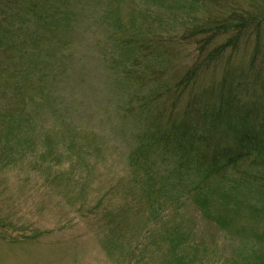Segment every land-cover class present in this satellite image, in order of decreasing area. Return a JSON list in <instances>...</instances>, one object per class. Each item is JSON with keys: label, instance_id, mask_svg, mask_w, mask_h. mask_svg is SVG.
<instances>
[{"label": "rangeland", "instance_id": "1", "mask_svg": "<svg viewBox=\"0 0 264 264\" xmlns=\"http://www.w3.org/2000/svg\"><path fill=\"white\" fill-rule=\"evenodd\" d=\"M252 3L264 7V0H0V264H245L234 263L238 239L206 221L197 192L185 195L179 188L196 181L193 162H182L172 150L161 153L163 158L152 151L145 165L154 163L150 170L163 178L158 196L152 190L159 186L133 158L142 130L138 112L157 116L162 111L171 118L165 125L184 127L189 137L203 132L200 114L184 116L183 109L195 95L198 105L220 93L209 97L206 89L218 85L226 60L232 59L235 69L225 83L230 78L229 91L239 96L228 101V93L220 95L223 106L234 108L230 120L235 122L242 109L260 107L264 22L258 36L252 22L237 35L216 24ZM60 24L73 29L69 37L91 30L94 49L87 41L75 63L59 56L70 43ZM108 37L115 48L104 57L109 43L101 41ZM233 37L239 39L236 46L208 60ZM124 41L143 47L137 51ZM116 50L131 63L122 84L127 96L112 81L109 63ZM184 72L194 85L175 99L172 81ZM165 85L173 91L168 100L150 104L145 99ZM26 119L28 124L22 123ZM217 127L213 121L210 134ZM230 127L222 124L217 131L227 133ZM215 133H202L195 150L218 162L221 155L214 151L221 136ZM171 144L186 149L178 135ZM166 187L178 188L166 194ZM233 218L248 234L262 229L246 208ZM170 227L197 247L182 245V235L172 237Z\"/></svg>", "mask_w": 264, "mask_h": 264}, {"label": "trees", "instance_id": "2", "mask_svg": "<svg viewBox=\"0 0 264 264\" xmlns=\"http://www.w3.org/2000/svg\"><path fill=\"white\" fill-rule=\"evenodd\" d=\"M238 11L242 12L239 14L237 12V15H231V20L229 17L218 19L216 21V24L219 25L217 28H228L229 30L224 31L225 34L229 31H232L234 35H237L245 27L247 22H252L257 26L255 33L258 36L259 31H261L263 28L262 25L260 26V23L264 22V7L254 6L252 3V5H247L245 8H243V10L238 9ZM233 13H236V11H233ZM215 31L219 32L218 29ZM238 40L239 39L237 37L229 38L225 44L213 49L208 60L211 61L213 57L215 59L217 56L222 58L220 55L225 52L224 48L226 46H236L237 43L235 41ZM134 46L136 47L137 51H140L143 47V44L142 42H137V44H134ZM256 50L258 49L256 48ZM143 51L149 53L150 49L149 47H144ZM262 57L264 59V56ZM230 60L232 61V59ZM137 61L140 62L141 59H138ZM231 61L228 63L226 60V67L222 73V76L217 81L218 85L213 86V88L206 89L209 97L213 92L218 90L220 93L213 95L212 98H208L207 102H205L204 99L200 100L198 105L195 104V102H199V100L195 99V95V97L190 99L183 109L184 116L189 115L194 118L198 117L200 114V122L202 126H204L202 133L204 134H210V128L211 124H213V121L218 126L217 130L222 129V124L224 127L227 125L228 127L231 126V129L227 133H218V131L215 130V132L221 136V139H219L221 145H219L217 147L218 149L216 148L214 151L215 154L217 153L216 155H221L219 158L220 160L217 162V164H210V161H208L206 156L203 157L201 155H197L200 154V151H197V154L186 156L182 162H193L194 168L191 172L197 173L198 177L193 185H185L182 183L180 184L182 187L179 188L182 189V193L185 192V195L193 191L197 192V202L202 204L205 208L206 221L215 226L218 230L227 232V234L224 235H233V237L238 239L240 245L236 250L237 252H235L236 260H234V263L239 262L245 264H264V227L259 231L248 234L243 228H239L234 225L233 218V215H238L244 206L249 210L250 213H261L259 216H262V214L264 216V187H261L262 185L264 186V101L257 102L260 106L258 109L255 107V105L250 109L240 110L235 122L230 120L231 117L234 118L235 116L234 108L230 109V105L223 106L221 104L222 97H220V95L223 91L228 93V95L225 96L228 101L230 99L232 101L239 98L235 91H229L227 83L230 85L232 84L230 78H228L230 82L227 80V83H225L226 75L229 74L231 68H234L231 65ZM207 64H210L209 61H207ZM139 67L137 74H139ZM253 70L255 69H252L251 71ZM186 75L187 72H184L181 76H179V78H175V80L173 79L172 81V84L174 85L173 97L175 99H179L182 91L186 88H193V80L190 82V78H187ZM158 83H160L159 80ZM260 83L264 85V83ZM158 91V95H148L145 99L151 104L159 99L168 100V97L173 93L169 85L161 87ZM145 99L142 98L140 101ZM218 99L220 100L217 101ZM141 107H145V105H141ZM237 108L239 109V107ZM255 108L256 110L253 111ZM161 112L162 111H159L157 116L156 114L154 116H147L143 115L141 112H138L141 115L139 124L142 123V130L141 134L136 139L134 158L132 157L133 160H141V162L144 164L143 168L145 169L146 173L152 177L150 178V182H153L152 185L159 186L154 187L152 190V193H157L158 196V192L161 194V188H163L161 187V185L164 183L163 178H161L162 176L159 177L158 172L150 170V165L152 166L154 163L148 162L145 165V161L147 162L148 159L150 160V158L153 157L152 151L157 158H163L165 153L170 152V150H172L171 153H175V155L181 154V149H176L172 147L171 144L172 137H177L178 135L180 141L183 144H186V146H184L186 150L191 153L195 150L196 146H201V142L198 141V139L204 135L201 133L197 136V138L195 136L189 137V131L184 127H168L165 124L171 118L164 117ZM21 118L22 117H19V119ZM22 123L28 124V120L26 119ZM8 132L9 131H7L6 135L9 134ZM215 132L212 133L211 131L210 135L215 136ZM206 141L208 142V140ZM156 145L159 147L154 149L153 147ZM161 153L163 157L161 156ZM245 161H251V164L254 167H258L263 170L261 179H259L256 174L254 175L255 177L253 179L258 181L257 184L255 183V186L258 188L260 187V189L257 191V188H255L252 191H249L250 193L248 200L242 199V187H239L238 181L235 179L228 181L230 177L229 174H227L229 173V168L233 167L232 173L240 176L242 174V168L238 167V165H242V163ZM214 170L216 171L215 173H213ZM215 174H221L222 178L218 182H213L206 187L207 181H209L210 178ZM248 179L251 178L247 177L244 180ZM228 183H231L233 186H230ZM171 188L176 189L178 187H166V194L170 192ZM215 196H217V198L213 200V197ZM181 218L184 219L185 217L181 216ZM181 221L183 222L184 220ZM178 223H180V221ZM169 230L171 231L170 233L172 237L182 235V245L194 248L197 247L198 243L194 241L189 243L186 235L183 233H178L177 228L170 227ZM246 256L248 259L244 260ZM256 258L258 259L251 262L252 259Z\"/></svg>", "mask_w": 264, "mask_h": 264}]
</instances>
